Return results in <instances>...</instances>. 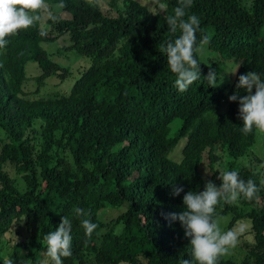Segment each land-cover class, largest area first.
<instances>
[{"label": "trees", "instance_id": "trees-1", "mask_svg": "<svg viewBox=\"0 0 264 264\" xmlns=\"http://www.w3.org/2000/svg\"><path fill=\"white\" fill-rule=\"evenodd\" d=\"M47 1L58 8L50 29L38 20L0 51V264L3 246L14 264L47 259L44 236L64 216L72 224V255L63 264H182L192 259L190 238L169 214L185 210L188 191H203L207 181L219 187L224 170L260 190L251 201L216 206V218L230 217L229 230L248 221L253 235L241 262L223 255L217 264H264L262 171L225 165L227 155L241 161L250 153L260 162V133L243 134L239 104L229 96L241 74L256 71L264 79V0H193L185 18L199 17L197 40L207 35L212 51L241 62L232 83L212 88L203 76L209 66L219 76L220 66L197 54L202 76L185 92L174 87L160 51L175 39L165 17L178 0H158L162 11L139 0H109L117 15L99 0ZM69 53L85 64L68 88L72 67L59 60ZM31 61L37 74L28 76ZM57 76L59 83L52 81ZM176 119L181 126L172 133ZM182 139L177 161L171 153ZM174 185L184 192L173 196ZM76 208L86 215L78 217ZM107 208L122 211L104 220ZM83 219L98 225L91 237Z\"/></svg>", "mask_w": 264, "mask_h": 264}, {"label": "clouds", "instance_id": "clouds-1", "mask_svg": "<svg viewBox=\"0 0 264 264\" xmlns=\"http://www.w3.org/2000/svg\"><path fill=\"white\" fill-rule=\"evenodd\" d=\"M192 5L193 0H178L174 13L165 17L169 35L175 36V39L169 38L160 45V51L166 54L168 69L176 76L174 87L179 92L187 91L201 78V64L196 56L202 53L209 43L207 35H202L199 41L197 40V33L202 31L199 17L193 14L185 18L186 9ZM54 6L47 0H0V51L8 49L11 35H17L38 20L42 29L48 31L49 18L56 13V9L58 10L57 6ZM59 7L64 8L65 5L61 3ZM159 7L161 10L165 9L164 4H160ZM60 13L66 16L65 12ZM237 71L238 69L232 74ZM34 73L37 74L36 71L31 72ZM203 78L210 87L219 86L217 71L211 66ZM236 89L237 91L229 96V100L239 104L238 114L243 121L241 129L243 134H250L253 128L259 133H264V79H261V75L256 71H249L239 75ZM241 90L246 94L240 95ZM205 172L207 175V168ZM218 179L222 181L219 187L214 182L207 181L203 191H188L183 196L185 210L169 214L170 220H178L184 228L185 236L190 238L192 259H184L182 264H217L221 256L228 254L238 242V232L235 228L226 232L221 229L215 216L216 206L221 200L227 204H235L241 197L251 201L260 190L252 179L247 181L241 179L236 170L220 171ZM261 185H264V179L261 180ZM182 192H184L182 186H173V196H179ZM74 212L78 217L86 215L81 208H76ZM81 226L88 237H91L98 227L89 219L81 220ZM71 231L70 219L62 217L59 227L44 236L47 259L40 264H63L62 258L72 255ZM3 264L14 262L11 258H6Z\"/></svg>", "mask_w": 264, "mask_h": 264}, {"label": "rangeland", "instance_id": "rangeland-1", "mask_svg": "<svg viewBox=\"0 0 264 264\" xmlns=\"http://www.w3.org/2000/svg\"><path fill=\"white\" fill-rule=\"evenodd\" d=\"M139 1L147 5L152 10L162 11L158 5L163 4V3H159L158 0H139ZM117 2L119 3V5H122V0H117ZM99 4L105 11H108L112 15H117L115 11L116 8H114L112 4L109 3V0H99ZM198 54L201 60L205 62H217L218 63V65L220 66V75L218 76V81H217L219 85H222V87H225V85L233 82L234 77L237 72L235 74H232V73L236 71L240 65L241 61L239 59L231 58V57H224L219 52L212 51L209 48L208 44L204 47L203 52L198 53ZM59 61H61L63 64H67V66L72 67V74L63 83L65 87L69 88L74 84L76 79L80 76L78 64L84 65L85 61L83 59H78L74 53H69L68 57L60 58ZM36 70H37V63L33 61L27 63L26 71H27L28 76H30L31 72L36 71ZM52 81L59 83L60 78L58 76L54 77ZM180 126H181V120L176 119L171 124L172 133H174L175 130ZM258 137H259V141L257 145H255L254 148H256L255 153L256 155H258L257 157L260 159L259 163L256 162V156L253 153H250L247 158L242 159L241 161L237 159L233 160L229 155H227L225 159L226 167L227 168L231 166L240 167L244 165L250 166L252 164L254 166L255 164L261 169L263 177H264V133H260ZM185 143H186V139H182L179 142V144L176 146V148L171 153V157L173 159L178 161L182 158V151L185 146ZM221 166L222 168H225L224 164ZM10 172H13V170H10ZM208 173L210 172L208 171ZM12 174L14 175V173ZM121 211L122 209L107 208L105 211L101 213V216L104 220H109L112 217L117 216ZM228 218L230 219V217H218L217 218L219 220L221 229L225 232L229 230L227 228V224L229 221ZM235 229L238 232V242L234 248H231L229 250V253L226 254V256L232 257L238 262H241V260L247 255V251L245 250V248L249 245V243H252L253 235L250 232V222L248 221L240 222L238 225H236ZM2 249L4 250V251L2 250L3 251L2 254L4 255V258L5 259L11 258V254L10 252L7 251V247L3 246Z\"/></svg>", "mask_w": 264, "mask_h": 264}]
</instances>
